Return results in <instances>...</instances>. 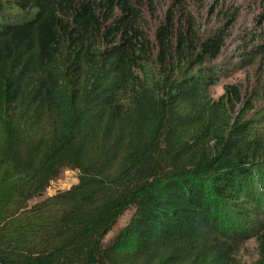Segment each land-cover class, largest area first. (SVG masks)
Instances as JSON below:
<instances>
[{
  "label": "trees",
  "instance_id": "obj_1",
  "mask_svg": "<svg viewBox=\"0 0 264 264\" xmlns=\"http://www.w3.org/2000/svg\"><path fill=\"white\" fill-rule=\"evenodd\" d=\"M133 10L0 0V264H241L251 239L264 264V112L210 95L224 28L141 79Z\"/></svg>",
  "mask_w": 264,
  "mask_h": 264
},
{
  "label": "rangeland",
  "instance_id": "obj_2",
  "mask_svg": "<svg viewBox=\"0 0 264 264\" xmlns=\"http://www.w3.org/2000/svg\"><path fill=\"white\" fill-rule=\"evenodd\" d=\"M133 6L129 35L140 49L137 59L141 79L174 76L173 70L184 55L195 59L200 42L224 28L226 41L213 65L223 69L218 85L210 87L217 100L224 96L237 110L248 108V117L264 112V0H128ZM167 27L166 37L159 30ZM118 36L117 38H119ZM163 44L167 46L163 47ZM242 57V58H241ZM3 168H0V184ZM79 181L77 170L65 169L54 180L44 197L65 191ZM134 209L126 212L106 238L109 242L125 227ZM241 264H256L258 244L248 240L238 252Z\"/></svg>",
  "mask_w": 264,
  "mask_h": 264
}]
</instances>
